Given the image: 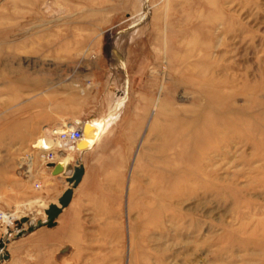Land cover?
<instances>
[{
    "label": "rangeland",
    "instance_id": "374dc122",
    "mask_svg": "<svg viewBox=\"0 0 264 264\" xmlns=\"http://www.w3.org/2000/svg\"><path fill=\"white\" fill-rule=\"evenodd\" d=\"M94 121L104 206L38 225ZM0 211V264H264V0H0Z\"/></svg>",
    "mask_w": 264,
    "mask_h": 264
},
{
    "label": "crops",
    "instance_id": "0c3cea01",
    "mask_svg": "<svg viewBox=\"0 0 264 264\" xmlns=\"http://www.w3.org/2000/svg\"><path fill=\"white\" fill-rule=\"evenodd\" d=\"M91 124L97 123L94 121ZM110 135L112 133H106L103 127L97 138L90 144L85 143L83 147L80 142L71 144L61 142L58 139L52 145L53 162L50 166L44 164L42 167L44 172L37 179V183L40 184L39 194H36L37 198L35 197L34 200L44 201L46 206L50 203L58 204L57 200L62 192L70 187L67 182L68 176L72 174L74 168L79 165L83 166L80 181L75 187H72L70 201L56 217V223L67 221L77 224L79 222L77 217L84 213V208L91 209L88 212L92 214L100 213L99 208L105 204L102 200L108 197L107 190L109 189L110 178L113 184L117 181L116 175L112 174L111 176L106 170L102 171L99 166L97 167L102 159L106 160L109 157ZM59 163L63 164L61 170L55 169ZM94 208H98V210L94 211ZM72 229L81 230L83 227L74 226Z\"/></svg>",
    "mask_w": 264,
    "mask_h": 264
},
{
    "label": "water",
    "instance_id": "95a60500",
    "mask_svg": "<svg viewBox=\"0 0 264 264\" xmlns=\"http://www.w3.org/2000/svg\"><path fill=\"white\" fill-rule=\"evenodd\" d=\"M48 166L52 165V162L47 163ZM83 173V166L79 165L76 168L73 169V172L70 176L67 178V182L70 184V187L65 189L60 197L57 200L58 204L50 203L48 206L44 209V213L46 215L45 221H39L38 225H46L48 227L53 226L56 223V217L59 215V213L62 211L64 207H66L70 201L71 195H72V187H75L78 182L80 181V178ZM33 226H28L26 230H20L17 233V236H20L21 234L25 232H30L33 230ZM0 248H2V244L0 243ZM9 258L8 251L4 248L3 252L0 253V260H6Z\"/></svg>",
    "mask_w": 264,
    "mask_h": 264
},
{
    "label": "built area",
    "instance_id": "2783aa9c",
    "mask_svg": "<svg viewBox=\"0 0 264 264\" xmlns=\"http://www.w3.org/2000/svg\"><path fill=\"white\" fill-rule=\"evenodd\" d=\"M83 138V133H82V127L80 125H76L73 127H68V128H62L59 130L57 134V139L61 142H66V143H76L79 142ZM43 153L41 154V157L44 160V164L53 162L54 154L51 151V149H48V147L43 148ZM36 187L39 186V184H35ZM5 218V215L3 212L0 211V219Z\"/></svg>",
    "mask_w": 264,
    "mask_h": 264
},
{
    "label": "bare ground",
    "instance_id": "6f19581e",
    "mask_svg": "<svg viewBox=\"0 0 264 264\" xmlns=\"http://www.w3.org/2000/svg\"><path fill=\"white\" fill-rule=\"evenodd\" d=\"M114 44V43H113ZM185 97V96H184ZM227 112V111H226ZM209 120V119H208ZM83 133V138L81 139L82 142V147L85 146V143H91L93 142V140H95L97 138V136L100 133V128L98 125L96 124H91L88 123L82 130ZM38 141V140H37ZM46 142V141H45ZM81 143V142H80ZM38 147H46L45 143H37ZM89 147V146H88ZM64 160V159H63ZM65 161V160H64ZM67 162V161H66ZM64 163V162H63ZM65 164V163H64ZM57 170H61L63 169V164L59 163L57 164L56 168Z\"/></svg>",
    "mask_w": 264,
    "mask_h": 264
}]
</instances>
